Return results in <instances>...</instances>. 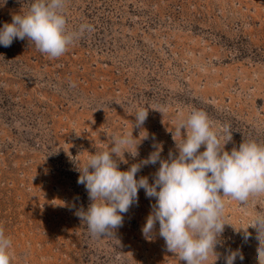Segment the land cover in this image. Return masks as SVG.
I'll list each match as a JSON object with an SVG mask.
<instances>
[{"label": "rangeland", "instance_id": "374dc122", "mask_svg": "<svg viewBox=\"0 0 264 264\" xmlns=\"http://www.w3.org/2000/svg\"><path fill=\"white\" fill-rule=\"evenodd\" d=\"M27 7L7 0L0 26ZM66 15L69 29L93 30L61 57L27 39L0 46V226L12 241L11 264H185L158 231L152 240L142 235L155 202L143 189L121 227L93 237L76 214L91 202L78 167L129 131L145 106L148 138L137 157L124 154L121 170L156 143L164 158L175 152L178 119L193 108L216 128L231 126L226 150L243 138L264 148V0H67ZM158 167L144 166L137 177L151 182ZM224 199L230 225L215 264H225L229 250L257 264L255 233L235 231L264 220V203L242 220L239 201ZM244 239L252 243L244 247Z\"/></svg>", "mask_w": 264, "mask_h": 264}, {"label": "clouds", "instance_id": "9594fccd", "mask_svg": "<svg viewBox=\"0 0 264 264\" xmlns=\"http://www.w3.org/2000/svg\"><path fill=\"white\" fill-rule=\"evenodd\" d=\"M25 11L12 14L11 22L0 26V46L9 47L14 40L27 39L42 53L52 58L64 55L70 44L91 32V24L82 23L69 29L66 15L67 0H25ZM7 0H0L3 7ZM132 128L114 134L111 143L95 151L78 167L77 182L83 184L91 201L77 215L93 237L112 235L123 225L124 215L138 203V193L155 198L151 211L141 228L142 235L152 240L158 234L169 252L185 264H208L210 257L219 258L217 245L227 222L225 197L239 201L241 219L250 209L264 203V148L251 138H243L239 146L226 150L233 140L230 125L216 128L208 113L193 108L181 116L175 127V152L162 157L163 145L156 143L146 158L128 163L125 153L135 158L138 146L148 138L142 126L148 118V108H138ZM145 135H133V129ZM203 150L201 151V148ZM79 162H77L78 164ZM151 182L148 176L137 174L144 166L156 165ZM157 224L159 225L157 229ZM255 233L257 264H264V220L248 221L247 231ZM252 241L244 239L247 247ZM12 241L0 226V264H11L9 249ZM225 264H243L239 254L224 255Z\"/></svg>", "mask_w": 264, "mask_h": 264}]
</instances>
